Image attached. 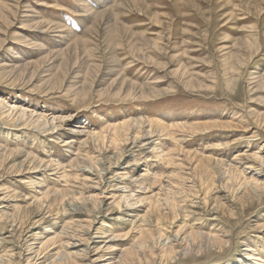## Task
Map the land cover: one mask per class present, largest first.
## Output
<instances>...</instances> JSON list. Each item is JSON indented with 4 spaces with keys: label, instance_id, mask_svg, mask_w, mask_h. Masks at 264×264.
I'll return each instance as SVG.
<instances>
[{
    "label": "rangeland",
    "instance_id": "1",
    "mask_svg": "<svg viewBox=\"0 0 264 264\" xmlns=\"http://www.w3.org/2000/svg\"><path fill=\"white\" fill-rule=\"evenodd\" d=\"M133 1L0 0V264H264V0Z\"/></svg>",
    "mask_w": 264,
    "mask_h": 264
},
{
    "label": "bare ground",
    "instance_id": "2",
    "mask_svg": "<svg viewBox=\"0 0 264 264\" xmlns=\"http://www.w3.org/2000/svg\"><path fill=\"white\" fill-rule=\"evenodd\" d=\"M132 2H134V1L132 0ZM134 5H135V4H134ZM135 6H136V5H135ZM9 108H10V107H9ZM9 108H8V110H9ZM14 109H16V108L12 107V108H10V111H13ZM16 111H17V110H16ZM8 113H9V112H8ZM31 113H32V112H30V114H31ZM10 114H11V113H10ZM26 114H27V113L25 112V109H21V111L19 110V113H18V116H19V117H18V118H19V119H23L24 116L26 117ZM27 116H28V114H27ZM36 117H37V115H36ZM39 117H40V115H39ZM42 117H43V116H42ZM16 118H17V117H16ZM26 118H28V117H26ZM30 119H31V118H30ZM32 119H33L35 122H37L36 119H38V120H40V123H41V124L43 123L44 125H48V124H49V123H48V122H49V121H48L49 119L47 118V119H48V120H47L45 117H43L42 119H41V118H38V117H37V118H33V117H32ZM32 119H31V120H32ZM53 119H55V118H53ZM53 119H52V120H53ZM58 119H59V118H58ZM25 120H26V119H25ZM55 120H56V119H55ZM59 120H61V119H59ZM154 120H155V119H154ZM38 122H39V121H38ZM52 122H53V121H51V124H52ZM140 122H141V121H140ZM32 123H33V121H32ZM125 123H126V122H125ZM128 123H130V122H128ZM161 123H162V122H161ZM41 124H39V125H41ZM43 124H42V125H43ZM132 124H133V123H132ZM136 124H137V123H136ZM159 124H160V123H159ZM34 125H35V124H34ZM34 125H33V126H34ZM58 125H59V124H58ZM137 125H139V124H137ZM154 125H155V124H154ZM208 125H209V124H208ZM53 126H54V125H53ZM118 126H119V125H118ZM122 126L124 127L125 125L123 124ZM132 126H133V125H132ZM139 126H140V125H139ZM139 126H138V127H139ZM141 126H142V125H141ZM37 127H39V126H37ZM42 127H43V126H42ZM55 127H56V126H54V128H55ZM49 128H50V127H49ZM140 128H141V127H140ZM50 129H51V128H50ZM50 129H48V130H49V133H50ZM127 129H128V127H127ZM200 129H201V128H200ZM39 130H40V128H39ZM41 130H42V129H41ZM52 130H53V129H52ZM52 130H51V131H52ZM104 130H105V129H104ZM115 130H116V129H115ZM46 131H47V130H46ZM86 131H87V130H86ZM170 131H171V130H170ZM79 132H80V131H79ZM131 132H132V131H131ZM73 133H74V132H73ZM83 133H84V132H83ZM86 134H89V133H86ZM86 134H85V135H86ZM97 135H98V134H97ZM87 136H88V135H87ZM93 136H94V135H93ZM95 136H96V135H95ZM148 136H150V135H148ZM96 137H97V136H96ZM137 137H138V136H137ZM91 138H93V137H91ZM136 139H137V138H136ZM136 139L134 138L133 140L135 141ZM98 141H99V140H98ZM99 142H100V141H99ZM126 142H127V141H126ZM123 143H124V142H123ZM153 144H154V143H153ZM99 145H100V144H99ZM228 145H229V144H228ZM131 147H132V146H131ZM126 148H127V147H126ZM129 149H130V148H129ZM259 153H260V152H259ZM259 153H255V154L253 155V157H250V160H251V158H252V159H254V160H258L259 162H263V163H264V154H261V153L259 154ZM102 154H103V153H102ZM245 155H246V154H245ZM245 157H246V156H245ZM239 158H240V157H239ZM239 158H238V159H239ZM246 158H247V157H246ZM176 160H177V159H176ZM242 162H243V161H242ZM256 163H257V162H256ZM256 163H254V162L252 161L250 164H251V165H252V164H255V165H256ZM251 165H250V166H251ZM250 166H249V167H250ZM253 167H255V166H253ZM253 167H252V168H253ZM225 168H226V167H225ZM44 169H45V168H44ZM89 170H90V169H89ZM100 172H101V171H100ZM87 173H88V172H87ZM103 173H104V172H103ZM91 175H92V174H91ZM253 177H254V176H253ZM252 180H254V179H252ZM257 180H258V179H257ZM243 182H244V181H243ZM243 182H242V183H243ZM249 183H251V182H250V181H247V183H245V184L249 185ZM262 183H263V182H262ZM245 184H244V186H245ZM240 185H242V184H240ZM262 185H263V186H260V185L257 184L256 182H253L252 185H250V186H251V189H252V187L254 188L255 186H257V187H262V188L264 189V184H262ZM244 186H243V187H244ZM250 186H249V187H250ZM88 188H89V187H88ZM117 188H118V187H117ZM115 189H116V188H115ZM252 190H253V189H252ZM125 191H126V190H125ZM253 191H254V190H253ZM113 193H114V192H113ZM113 193H112V194H113ZM65 194H66V192H65ZM122 194H123V193H122ZM74 198H77V197H74ZM68 200H69V199H68ZM75 200H78V199H75ZM80 200H81V199H80ZM78 201H79V200H78ZM135 202H136V201H135ZM189 207H190V206H189ZM194 209H195V208H194ZM199 209H200V208H199ZM197 210H198V209H197ZM103 223H104V222H103ZM63 231H64V230H63ZM64 232H65V231H64ZM69 232H70V231H69ZM72 232H74V231H72ZM65 233H66V232H65ZM70 233H71V232H70ZM72 234H73V233H72ZM73 235H74V234H73ZM76 235H77V234H76ZM61 236H64V235H61ZM61 236H60V237H61ZM74 236H75V235H74ZM77 236H79V235H77ZM95 236H96V235H95ZM67 237H68V235H67ZM70 237H71V236H70ZM70 237H68V238H70ZM63 238H64V237H63ZM68 238H67V239H68ZM72 238H73V237H72ZM61 239H62V237H61ZM67 239H66V240H67ZM73 239H75V238H73ZM173 240H174V239H173ZM174 241H175V240H174ZM177 241H178V240H177ZM63 242H64V241H63ZM67 242H68V241H67ZM93 244H94V243H93ZM66 245H67V244H66ZM66 245H64V246H66ZM73 245H74V243H73ZM106 245H107V244H106ZM172 245H174V244H172ZM71 246H72V244H71ZM95 246H96V245H95ZM109 246H110V244H109ZM66 247H67V246H66ZM90 247H91V246H90ZM93 247H94V246H93ZM106 247H107V246H106ZM106 247H105V249H106ZM86 248H87V247H86ZM67 249H68V248H67ZM65 250H66V249H65ZM68 250H69V249H68ZM107 250H108V249H107ZM116 250H117V249H116ZM80 251H81V250H80ZM85 251H86V250H85ZM91 251H92V250H91ZM93 251H95V250H93ZM103 251H105V250H103ZM65 252H67V254H68V251H65ZM109 252H110V251H109ZM82 253H83V252H82ZM95 253H96V252H95ZM67 254H64V255H67ZM87 254H88V253H87ZM109 254H110V253H109ZM68 255H69V254H68ZM85 255H86V254H85ZM93 255H94V254H93ZM62 256H63V255H62ZM74 256H75V255H74ZM81 256H84V255L81 254ZM27 257H28V256H27ZM64 257H65V256H64ZM64 257H62V258H64ZM68 257H69V256H68ZM71 257H72V256H71ZM88 257H89V256H88ZM253 257H254V256H253ZM72 258H73V257H72ZM82 258H83V257H82ZM60 259H61V257H60ZM98 259H99V258H98ZM111 259H112V257H111ZM66 260H67V259H66ZM79 260H80V259H79ZM82 260L84 261V259H82ZM112 260H113V259H112ZM123 260H124V259H123ZM60 261H61V260H60ZM63 261L65 262V260H63ZM85 261H86V260H85ZM89 261H90V259H89ZM109 261H110V257H109L107 254L104 255V254L102 253V257H101V259L99 260V262H101V264H109ZM114 261H115V260H114ZM119 261H120V260H119ZM61 262H62V261H61ZM102 262H103V263H102ZM120 262H121V261H120ZM62 263H63V262H62ZM66 263H67V261H66ZM66 263H65V264H66ZM81 263H84V262H81ZM110 263H111V262H110ZM113 263H114V262H113ZM123 263H124V261H123ZM123 263H122V264H123ZM115 264H116V263H115Z\"/></svg>",
    "mask_w": 264,
    "mask_h": 264
}]
</instances>
